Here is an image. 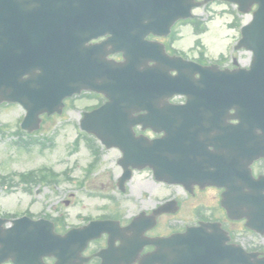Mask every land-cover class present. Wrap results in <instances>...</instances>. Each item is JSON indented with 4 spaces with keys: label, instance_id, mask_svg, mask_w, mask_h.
<instances>
[{
    "label": "water",
    "instance_id": "95a60500",
    "mask_svg": "<svg viewBox=\"0 0 264 264\" xmlns=\"http://www.w3.org/2000/svg\"><path fill=\"white\" fill-rule=\"evenodd\" d=\"M229 1L245 12L243 3L254 0ZM256 1L259 8L241 28L237 45L253 52L249 69L218 70L166 58L164 66L171 63L169 68L178 71L170 76L162 64H145L154 59L157 48L144 37L149 32L164 34L175 19L188 16L193 0H0V101L21 103L26 109L22 127L32 130L38 127L39 114L61 112L64 97L82 89L100 92L108 101L85 114L82 126L98 133L107 147H119L123 158L137 165L152 166L158 178L184 183L204 178L220 184L222 174L201 173L195 154L175 153L188 150L192 138L204 133L202 120L211 121L213 113L231 108L239 120L233 134L242 137L240 150L264 153V0ZM16 27L24 31L31 58L17 54ZM106 33L111 36L105 41L85 45ZM109 44L110 52H123L124 61L105 60ZM15 60L22 64L12 67ZM25 71L28 78H22ZM194 73L199 78L193 79ZM175 93L187 96L186 104L176 109L178 125L168 118L158 123L166 132L162 138L134 137L131 127L153 118H131L130 113L150 110L146 104ZM257 198L264 200V195ZM5 221L0 219V263L10 258L15 264H43L42 256L53 254L58 257L55 264H64L63 253L74 256L75 249L67 247L50 224L20 218L4 228Z\"/></svg>",
    "mask_w": 264,
    "mask_h": 264
},
{
    "label": "rangeland",
    "instance_id": "374dc122",
    "mask_svg": "<svg viewBox=\"0 0 264 264\" xmlns=\"http://www.w3.org/2000/svg\"><path fill=\"white\" fill-rule=\"evenodd\" d=\"M197 12L206 20L207 31L202 34V43L205 46L207 60H217L222 55L226 60L225 63L230 64L231 58L235 57L240 65L246 66L251 53L243 49L239 51L233 49V45L239 38V26L237 23L235 25L233 23L236 20L240 24L246 23L251 17L250 14H239L233 6L220 2L206 4ZM175 36L177 40L174 41L175 43L173 42L174 47L185 52L188 57L196 58L198 49L192 46L197 36L192 25L190 23L176 25ZM94 102V97L89 93L68 99L61 115L52 116L42 122L38 132L32 134V139L44 142V145L33 143L25 146L14 143L17 140V135L12 132L18 128L24 110L14 105H3L0 108V175L7 176L13 172H26L40 166L51 167L58 174L69 170L70 175L69 181H63L60 177V181L56 185L40 186L41 191L38 195L33 194L32 191H24L23 186H20L19 183L11 186L7 183L3 184L0 186V214H19L28 210L39 216L62 212L69 217L68 223L71 224L78 220L76 215L78 211H82L84 214L99 213L100 204L104 201L101 196L90 197L85 191L81 194L80 200L64 196L69 191L75 193L76 173L79 174V170L87 162L81 160L80 157L83 156L82 154H91L87 146L88 137L79 131V119L81 112ZM22 138L30 139L27 136ZM100 154H104L103 159L106 160V166L112 169L111 159H114V154H119L118 150L105 149L101 146ZM76 157L78 160L80 159L79 169L75 168ZM100 170L97 168L91 175L93 181H89L92 186L90 189H93L94 185L99 187L101 180L105 181L106 176L100 179L99 175H96ZM112 171L116 172L113 169ZM166 192L167 190L163 189V194ZM139 193L136 187H132L130 195L126 198L131 200V196L136 197ZM178 195L182 199L184 198L181 188H178ZM213 197L212 193L208 195L209 199ZM64 198H70L68 205L62 202ZM129 202L125 201L126 208L129 207ZM83 205L85 208H81ZM180 223L182 224L181 221Z\"/></svg>",
    "mask_w": 264,
    "mask_h": 264
},
{
    "label": "flooded vegetation",
    "instance_id": "af4514ba",
    "mask_svg": "<svg viewBox=\"0 0 264 264\" xmlns=\"http://www.w3.org/2000/svg\"><path fill=\"white\" fill-rule=\"evenodd\" d=\"M116 181H117V178H114V182L112 183L113 190H116V184H117ZM163 185L164 184L155 181L152 177L147 179V181H143L139 184H136V188L140 190V194L143 197L142 198L143 205L139 211H144L146 214H151L155 209H157L159 204H161L165 200L174 198L170 196L168 198L163 199V194H162ZM127 190L129 191L128 194H130L129 184L127 185L126 191ZM195 190H198V189L196 188ZM143 192H147L148 194L144 196ZM215 212H219L218 213L219 215L217 213L214 214L213 212H209L207 216H203L204 212L198 211L195 214V223H198L200 220L218 221L221 223V226L227 230L230 240L232 242H234L235 244H240L244 248H250L253 246L252 240L255 237L254 233L248 232L249 234H247V233H242V232L237 231L235 228H232V226L234 225L236 221L228 220L223 210H217ZM133 216L134 215L130 216L128 220H130L131 217ZM176 216H177V213H170V214L166 213V214L158 215L156 225L153 228L145 231L144 235L151 238V237H156V236H166V235L171 234L172 232H177L178 231L177 226L176 228H173V225H174L173 223L167 224V227H168L167 230L162 231L158 229L160 222L162 221L163 218L165 221L168 222V221H173V219H175ZM111 218L122 221V217L120 216L111 217ZM107 241H108V235L102 234L98 239L92 240L88 244L85 254L86 256H89V259L87 260L85 264H101L102 263L103 259L101 256L98 255V252L107 246ZM119 243L120 242L116 240L114 242V246L119 245ZM153 250H154L153 245L146 244L142 247V249L136 256L128 257V260L131 258L133 260V263L131 264H138L143 256H146ZM115 259L118 260L119 258L115 257ZM123 262L124 261H122L121 263Z\"/></svg>",
    "mask_w": 264,
    "mask_h": 264
}]
</instances>
